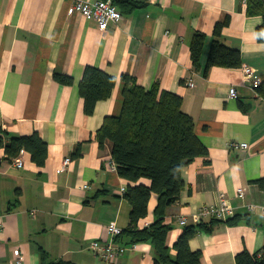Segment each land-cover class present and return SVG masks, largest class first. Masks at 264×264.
Returning <instances> with one entry per match:
<instances>
[{"label":"crops","instance_id":"1","mask_svg":"<svg viewBox=\"0 0 264 264\" xmlns=\"http://www.w3.org/2000/svg\"><path fill=\"white\" fill-rule=\"evenodd\" d=\"M112 1L121 20L103 33L93 20L67 14L71 0H0V124L11 135L37 133L47 145L43 167L21 152L23 166L17 168L0 149V264H14V250L23 264H107L89 244L109 241V224L128 229L131 206L121 192L128 182L109 165L111 144L101 147L97 132L105 118L121 112L122 75L179 96L207 149V156L183 168L180 198L165 211L169 255L175 256L183 232L177 219L215 204L219 195L234 208V224L201 223L189 242L191 251L201 252L200 264H236L241 252L264 250V215L246 209L264 205V43L256 36L261 17L247 14V0ZM196 33L205 36L197 68L190 55ZM214 40L239 51V68L215 66L205 74ZM86 66L116 79L111 97L90 116L77 89ZM244 67L253 70L258 88L244 82ZM53 73L73 78L74 85H60ZM232 87L236 98L229 97ZM232 143L248 148L231 149ZM156 204L152 196L139 229L155 222ZM115 241L130 244L125 234ZM155 259L150 242H138L118 264Z\"/></svg>","mask_w":264,"mask_h":264},{"label":"trees","instance_id":"2","mask_svg":"<svg viewBox=\"0 0 264 264\" xmlns=\"http://www.w3.org/2000/svg\"><path fill=\"white\" fill-rule=\"evenodd\" d=\"M137 5H134L135 7ZM247 14L259 16L261 25L256 29L257 40L264 43V0H247ZM222 24L217 23L214 37L221 33ZM205 36L194 34L190 55L193 67L199 66ZM239 68V51L226 47L214 40L210 46L205 74L212 67ZM55 82L63 86H73L74 79L53 73ZM123 103L119 116L104 119L97 132L99 145L111 144V158L119 177L128 182L123 193L131 206L130 225L122 231L129 237V245L150 242L156 254L154 264H200V251H191L189 242L203 224L183 227L173 248L172 258L166 246L170 226L164 223L165 211L178 202L184 187L182 170L194 159L207 156V149L195 134L193 119L181 110L179 96L153 85L145 89L128 75H122ZM115 77L104 70L86 66L77 89L83 100V110L92 115L96 105L111 97ZM0 149L5 159L11 161L21 152L30 154L37 167H43L47 158V145L37 133L16 136L2 129L0 124ZM145 182H148L147 184ZM264 183V182H263ZM152 196L157 204L153 211L155 222L139 229L137 224L147 215L148 202ZM219 222L216 220H212ZM227 223L234 224L231 220ZM236 264H264V250L256 254L243 251L235 258Z\"/></svg>","mask_w":264,"mask_h":264},{"label":"built area","instance_id":"3","mask_svg":"<svg viewBox=\"0 0 264 264\" xmlns=\"http://www.w3.org/2000/svg\"><path fill=\"white\" fill-rule=\"evenodd\" d=\"M71 6L67 10L69 16L74 14H80L83 18L87 20H93L96 22L99 31L106 32L110 24H117L121 20V13L117 10L112 0H71ZM244 82L249 83L253 89H256L260 85L258 79H254L253 70L249 67L243 68ZM188 87H193L192 82L186 84ZM237 93L234 87L229 90V97L236 98ZM229 148L235 150H246L248 148L247 144H237L232 143ZM12 165L21 168L23 166L22 160L19 156L11 161ZM70 163V159H65L63 162V167H67ZM109 165L112 171H116V165L111 159ZM125 189H121L124 193ZM238 195L242 196V190L238 191ZM246 209L249 213L260 212L264 215V205L258 206L254 204L246 205ZM234 215V208L229 203V200L224 195H219L217 202L210 206H203L197 212L190 216H180L177 219V223L181 227H186L188 225L197 226L201 224L204 220L212 219L219 222H226L228 219L232 218ZM110 240L107 242H100L98 240L92 241L89 244V249L93 255L99 260L107 264H118L119 258L127 251L133 250L136 244H131L128 246H122L116 244L115 240L121 235L122 230L116 227L114 224H109L106 226ZM14 264H23V258L19 250H14Z\"/></svg>","mask_w":264,"mask_h":264}]
</instances>
